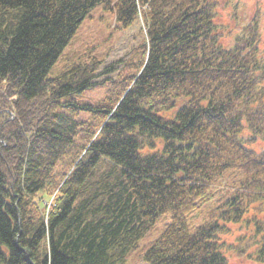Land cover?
I'll return each mask as SVG.
<instances>
[{"label": "trees", "instance_id": "1", "mask_svg": "<svg viewBox=\"0 0 264 264\" xmlns=\"http://www.w3.org/2000/svg\"><path fill=\"white\" fill-rule=\"evenodd\" d=\"M99 4L142 16L136 73L98 80L84 55L48 77ZM236 8L0 0V264H130L166 214L145 263L235 264L238 226L235 256L264 264V12Z\"/></svg>", "mask_w": 264, "mask_h": 264}, {"label": "rangeland", "instance_id": "2", "mask_svg": "<svg viewBox=\"0 0 264 264\" xmlns=\"http://www.w3.org/2000/svg\"><path fill=\"white\" fill-rule=\"evenodd\" d=\"M233 4L242 15L243 13L251 14L257 9L264 12V0H234ZM233 11H235V8L229 6L225 11V19L229 18ZM144 35L142 20H136L128 29H122L116 22L114 12L105 8L103 4H99L83 19L79 29L55 64L49 69L47 75L48 77H55L61 74L63 71L69 69L80 57L85 55L95 56L102 62L99 73L104 72L107 68L111 69L110 72L98 76V80L119 77L120 74H123L122 77L131 76L137 71L136 63L140 61V53L144 49ZM104 92V84L97 85L94 88L88 89L80 97V101H94L95 98L104 94ZM201 218L202 215L195 218V221ZM169 221L170 217L168 214L159 218L154 227L139 241L137 248L130 253V264H147L142 260V254L158 238ZM232 229L233 232L224 235V238L229 246L226 252L232 258L233 263L256 264L249 258H238L235 256L232 246L236 244L239 236L245 233V229L241 230L238 226H232Z\"/></svg>", "mask_w": 264, "mask_h": 264}]
</instances>
